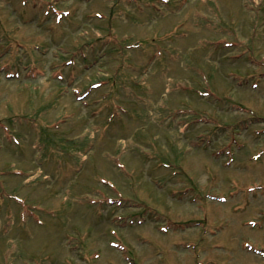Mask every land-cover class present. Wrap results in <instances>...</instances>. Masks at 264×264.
<instances>
[{
  "label": "rangeland",
  "instance_id": "1",
  "mask_svg": "<svg viewBox=\"0 0 264 264\" xmlns=\"http://www.w3.org/2000/svg\"><path fill=\"white\" fill-rule=\"evenodd\" d=\"M0 264H264V0H0Z\"/></svg>",
  "mask_w": 264,
  "mask_h": 264
}]
</instances>
